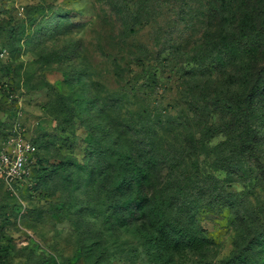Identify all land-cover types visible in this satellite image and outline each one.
<instances>
[{
	"label": "rangeland",
	"instance_id": "374dc122",
	"mask_svg": "<svg viewBox=\"0 0 264 264\" xmlns=\"http://www.w3.org/2000/svg\"><path fill=\"white\" fill-rule=\"evenodd\" d=\"M15 130L0 264H159L110 194L158 154L145 193L213 242L173 264H264V0H0V153Z\"/></svg>",
	"mask_w": 264,
	"mask_h": 264
},
{
	"label": "trees",
	"instance_id": "16d2710c",
	"mask_svg": "<svg viewBox=\"0 0 264 264\" xmlns=\"http://www.w3.org/2000/svg\"><path fill=\"white\" fill-rule=\"evenodd\" d=\"M159 156L158 154L153 158L148 157L144 167L136 168L134 171L121 170L119 172L110 194H122L127 185H132L135 195L127 197L122 202L114 201L115 210L119 212V209H125L128 219H132L136 214L147 219L149 217V228L153 231L154 247L160 256L159 264H173L175 258L182 263L189 255L204 258L213 246V242L197 232L192 225L194 223L192 218L182 208H172L171 202L161 200L157 193L154 192L153 196L145 193L146 182L152 181V169L156 167L153 159H158ZM181 189H186V187ZM224 197L226 208L229 211L231 207L241 202L238 194L235 193L225 192Z\"/></svg>",
	"mask_w": 264,
	"mask_h": 264
},
{
	"label": "built area",
	"instance_id": "2783aa9c",
	"mask_svg": "<svg viewBox=\"0 0 264 264\" xmlns=\"http://www.w3.org/2000/svg\"><path fill=\"white\" fill-rule=\"evenodd\" d=\"M37 148L34 143L15 130L7 137L3 151L0 153L2 175L6 182L15 181L30 173L34 164Z\"/></svg>",
	"mask_w": 264,
	"mask_h": 264
}]
</instances>
